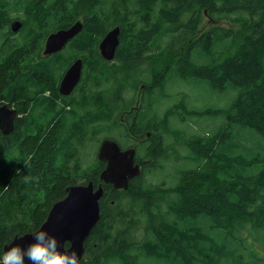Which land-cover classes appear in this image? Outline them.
I'll list each match as a JSON object with an SVG mask.
<instances>
[{"label": "trees", "instance_id": "trees-1", "mask_svg": "<svg viewBox=\"0 0 264 264\" xmlns=\"http://www.w3.org/2000/svg\"><path fill=\"white\" fill-rule=\"evenodd\" d=\"M5 3L0 4V16L16 8L18 0ZM25 6L32 26L22 43L9 41L0 46V105L9 100L11 106L15 71L32 69L22 63L32 66V57L41 53L47 36L73 25L82 12L87 17L76 36L84 40L78 44L76 57L83 62L86 55L97 54L92 61L102 65L99 42L112 27L120 26L117 61L125 67L121 72L100 69L92 73L94 82H89L83 94L88 101L97 93L96 82L109 75L115 82L122 78L123 91L128 84L124 77H130L138 88L142 82L138 71H128L147 60L160 63L162 69L157 64L152 66L155 71L149 69L145 91L150 84L154 89L169 74H176L188 84L202 78L214 91L234 89L238 94L225 110L196 111L197 115H223L225 121L218 131L187 142L185 159L194 166L181 169L175 185L146 179V171L165 154L164 136L162 147L142 175L133 178L127 189H118L101 180L104 161L92 159L97 166L94 173L82 167L93 158L97 139L100 143L97 127L111 123V117L63 116L49 125L43 111L33 115L28 104L36 98H27L30 89L48 83L43 77L45 69L37 68L40 78L29 77L18 91L29 106L20 99L24 108L19 111L28 114L18 119L13 135L0 137V257L14 237L41 227L53 204L67 196L69 186L91 178L104 183L101 218L85 241L79 264H234L238 257L243 261L241 250L250 249L249 235L243 236L248 222H264V0H34ZM202 16L216 24L199 28ZM11 17L8 21L0 17V39ZM228 20L240 23V29L224 26ZM216 50L220 58L225 57L214 58ZM207 55L212 61L202 62ZM157 95L146 94L150 104L145 109V124L157 120L156 112L150 110ZM116 112L114 107L109 113ZM89 118L94 119L81 125L80 121ZM163 129L172 132L170 127Z\"/></svg>", "mask_w": 264, "mask_h": 264}, {"label": "rangeland", "instance_id": "rangeland-1", "mask_svg": "<svg viewBox=\"0 0 264 264\" xmlns=\"http://www.w3.org/2000/svg\"><path fill=\"white\" fill-rule=\"evenodd\" d=\"M5 1L6 0H0V4L5 5L6 4ZM10 1L16 2V0H10ZM28 1H34V0H18V5L16 8L12 10H7L10 13L6 11V14L1 15L4 16V18L7 21H8V15L12 16L10 21L16 18H19L20 20L22 19L25 22V25L20 30L13 32L10 29V23H9V25L7 26V30H5V36L0 39V46L4 42H9V41L13 45H16V43H22L23 39L26 36V33L29 31L30 27L32 26V22H31L32 19L30 15L26 13L25 4ZM89 1H93V0H89ZM98 7L99 9H101L100 6ZM83 13L84 12L80 13L82 15L78 20L85 22L87 16H85ZM188 16L189 15L184 16L182 19L186 20ZM211 24L215 25L216 22L210 23V20H208L207 16H202V22L199 24V28L202 27V29H207V28L210 29L209 26ZM223 24L226 27H232L233 30L235 31L239 30L241 26L240 23H236L230 20L223 21ZM114 36H116V33L113 34V37ZM83 40L78 38V36H75L72 39V41H70L67 44V49L65 50L63 49L62 51H59V53L56 56L47 57L46 60L38 59L34 61L37 67L42 68V70L44 69V65H46L45 64L46 61L47 66L43 73L47 77L46 80L48 81V83L46 84L47 85L46 87L40 85L38 87L34 86V88L30 89L32 93H29L30 94L29 97H34L38 101L37 105L35 101H33L31 105L28 104L32 108L31 112L33 113V115L38 114L39 111H43V115H45L46 109L43 106V100H45L46 104L49 106V110L55 111V113H53V116L59 117L62 114H64V116L66 115L65 112L62 111L61 109V107L63 106V101L61 102V101L53 100V95L55 93L54 91L52 92V85L56 82L60 72L67 66L69 61L70 63L73 62L74 60L73 56L77 54L79 48L78 44H81ZM220 56L221 53L216 50L214 58H217L219 60ZM224 57L225 56H223L220 59H223ZM193 61L194 62L196 61L195 57L193 58ZM211 61H212V57L208 55L204 56L202 59V62L204 63H210ZM26 64L28 63L23 62L22 66L27 67ZM156 64L158 69L161 70L162 66L160 63L158 64L156 61L147 60L146 62L140 65L133 66L128 71L130 74L131 73L134 74L135 71H138L137 76L142 81L138 86V90L135 91L133 94V98L135 100L137 93L140 92V88H139L140 85L146 84L144 79L146 78L147 80H150L149 76H147L148 74H150L149 69L152 70V66ZM66 69L64 70V72L66 71ZM141 71L144 72L141 73ZM152 71H155V69H153ZM24 72H26V70ZM26 75L27 73L20 76V79L23 80ZM128 81H131V79H128ZM131 86L133 87V84ZM47 89L50 90L46 91ZM11 92H13V85L11 88ZM141 92L144 93V95H142V101H143V97L146 96V93L158 94L157 99L153 102L156 103V105L150 107V110H153V113L156 112L157 122L160 124V126H162L161 127L162 134L164 132L163 139L165 136V144L163 145V147L165 148V154L163 153L164 155L162 156V158L160 157L161 160L159 159V163L156 162L155 167L154 165H152V169H148L146 171L148 172L146 179L150 182L159 183L162 185H163L162 181L166 180L165 185L168 186L175 185L178 180L177 175L179 171L181 169L193 168L194 166V163L189 162L185 159L186 155L189 153V146L187 142L191 139H194V137L212 134L219 127H221L225 121L223 115H217V116L197 115L196 111H201L206 108L225 110L235 102L237 98L238 90L228 89L224 91H214L213 88L210 86L209 82L204 79L202 80V78H194V80L190 84H188L184 81H181V78L179 76H176V74H169L167 76V80L161 82L156 88L147 91L143 89ZM50 93L52 94L50 95ZM126 93L127 95H129L128 91ZM128 99L129 97L120 96L119 98H116L115 101L116 102L118 101L120 104L124 103V106L127 103V101H128V105H133L132 102L129 103ZM103 100L104 98L102 96L98 97L97 99L98 102H102ZM145 100L147 105L150 104L149 99L146 98ZM7 102L9 103V100ZM141 105L143 110L144 104ZM25 114H28V112H26ZM149 115L152 114L149 113ZM168 123L169 125H167ZM165 126L166 129L167 127L169 129L170 127L172 132H170L168 129H167L168 133L167 131L165 132L163 129V127ZM114 127L115 125L112 126V128ZM97 128L99 129L101 136L105 134H112V135L115 134L107 125L100 126V128L98 126ZM118 130L121 132L122 134L121 137L123 138L124 135L123 127H121ZM98 141L99 139H97L96 141V146ZM124 141L127 142L131 141L129 140V135L126 134V136L124 137ZM90 147L92 150L94 148V144L91 143ZM92 159L94 161L96 157H93ZM82 167H84L83 164ZM153 169H157V170H153ZM224 207L226 209V212L230 211L229 209L230 205L229 207L228 206H224ZM235 217H238V215ZM248 235L249 237H247V240H248V244L250 245V249L246 248L241 250V252L244 253V256L242 257L243 261H241V259L238 257L236 258L234 264H238L242 262L249 264L252 262H264V222L255 224L254 221H249L247 225V229H245V231L243 232L244 237ZM249 253L252 254L251 258L249 257L250 255ZM229 255H230V251H226L225 256L229 257Z\"/></svg>", "mask_w": 264, "mask_h": 264}, {"label": "flooded vegetation", "instance_id": "flooded-vegetation-1", "mask_svg": "<svg viewBox=\"0 0 264 264\" xmlns=\"http://www.w3.org/2000/svg\"><path fill=\"white\" fill-rule=\"evenodd\" d=\"M16 19H19V18H16ZM24 25H25V22H24ZM115 27H117V26H115ZM115 27H112L111 29H113ZM46 39L43 42V48H42L41 53L39 55H34V56L32 55L33 56L32 58H34V61L38 60V59L46 60L47 57L56 56L59 53V51L56 53L50 54V55H45L43 53ZM102 40L103 39H101V41ZM70 41H72V39ZM93 41H94V39H93ZM101 41L99 42V45L97 48V53H100L101 57L104 58V56L101 54V51H100ZM67 44L64 46V48H63L64 50L67 49ZM78 49H80V47ZM118 49L119 48H117L116 54L112 60H108V59L104 58L103 64L100 66H98L97 64H95L92 61L98 57L97 54L86 55V57L83 58V62H82V75H81L80 80L77 82V84L74 87L67 88L65 91H62L61 90L62 83H63V80H64V77H65L67 70L79 59L78 57L76 58V56H78V52H77V54L73 56L74 57L73 62L70 63V61H69L70 64L68 63L67 66L60 72L59 77L57 78L56 82L52 85V92L54 91V93H55L53 95V100H55V101L57 100V101H61V102L63 101V106L61 107V109H62V111L65 112V114L68 113L65 115L67 117L72 116V115H78L80 118H83V116H86V115H88V116H90V115L95 116L96 115L95 118L98 115L110 116L111 118L109 119L108 122H111V123H107V124L102 123V124L109 126L110 129L115 134L114 135H112V134L102 135L100 137V143L97 145L96 148H94L93 154L91 155V157H96L98 159L99 158V149H100L101 143L105 140H113L119 144L121 150H127L129 148H134L136 150L135 163L140 165L141 171H142L145 169V167L148 164L151 163L152 158L154 157V155L158 152V150L163 145V134H162V128H161L162 126H160V124L157 122V120L154 123L145 124L146 118H144V117H145V109H146L147 103L145 100L146 96L143 97V101H142V95H144V93L141 92L144 89L145 84L140 85V87H139L140 92L137 93L136 100H135L133 98V94L135 91L138 90V88L131 86L132 85L131 81H128V79H130V77H124L128 81L127 82L128 84H127V87L125 88V90L123 91V88L120 87L122 84V82H121L122 78L117 79V81L115 82L111 78V76L109 75L106 79H104L102 81L100 80L99 82H96L97 93H96L95 97L93 98V100L88 101L87 96L83 95L84 93H87V91H88L89 82H91V83L94 82V78L92 76V73H94V72L96 73L100 69L102 71L106 70L109 73H111L113 71H120L121 72L125 69L122 62L117 61ZM62 50H60V51H62ZM29 57H31V56H29ZM45 64L46 65H44V69L47 66L46 61H45ZM26 66L29 68L32 67V69H28V71L26 70V72H24L25 70L23 72L18 71V70L15 71L16 75L14 77L15 80L13 82L14 93H13V96H11L12 99L10 98L11 99V101H10L11 106L10 105L9 106L11 109H15L17 111V116L15 118L14 129L8 135H13V132L15 131V127H16V125H18V119L23 118L25 115L24 113H20V111H19V110L24 108V105L18 103V100L24 98V97H21L22 94H20L18 92L21 89L20 87L26 83V81L28 80L29 77L30 78H40V75H41L36 70L38 67L35 64V62H32V66H29V63L26 64ZM65 69H66V71L64 72ZM26 73H27V75L25 76V78L23 80H21L20 76H22ZM43 77H46V76L43 75ZM158 85H159V83H158ZM152 86L153 85L150 84L149 88L151 89ZM48 90H50V89H47L46 91H48ZM127 91L129 93V95H127V93H126ZM51 94L52 93H50V95ZM122 95H123V97H129V99H128L129 103L132 102L133 105H128V101H127V103L124 106V103L120 104L118 101L117 102L115 101L116 98H119ZM100 96H102L104 98V100L102 102L97 101L98 97H100ZM27 98L30 99L29 95L27 96ZM27 98L26 97L24 98L25 106H27V103L25 102V100ZM33 101H35L36 105L38 104L37 99H33L31 102L33 103ZM87 102H90V103H87ZM5 104H8V102L1 104L0 106L5 105ZM141 104H144L143 110H142ZM43 106L46 109L45 117H46L47 123L49 125L56 124L57 122L62 120V118H64L63 117L64 114H62L59 117L53 116V113H55V111L49 110V106L46 104L45 100H43ZM84 106L88 107L89 109H92V111H90L89 109L85 110ZM117 106H120V107H117ZM114 107H117V112L115 113V115H111L109 112ZM118 117H119V119H118ZM92 119H94V118H89V119H86L85 121H80L81 125L91 123ZM98 124H99V122L96 120L95 126H97ZM152 124H153V127L151 126ZM114 125H115V127L112 128V126H114ZM121 127H123V130H124L123 138L121 137L122 136L121 132L118 130ZM145 127H146V129H145ZM126 134L129 135V140H131V141H129V142L124 141V137L126 136ZM8 135L1 134L0 137L8 136ZM150 157H152V158L150 159ZM100 161H102V160H100ZM106 165H107V163L105 162V166ZM84 166H85L84 170H86L87 172L94 173L97 171V169H96L97 166L93 164L92 158L89 161V163H87ZM104 169H105V167H104ZM104 169H102V170H104ZM80 170H82V169H80ZM140 175H142V173ZM140 175H137L136 177H138ZM136 177H134V178H136ZM91 182L93 183V187H94L95 191L100 188L101 184L99 182L94 181L91 178L86 183H74V185H78V184L87 185ZM102 187H103V194H104V183H103ZM103 194L101 197H103ZM238 264H249V263H243L242 262V263H238ZM250 264H264V262H252Z\"/></svg>", "mask_w": 264, "mask_h": 264}, {"label": "water", "instance_id": "water-1", "mask_svg": "<svg viewBox=\"0 0 264 264\" xmlns=\"http://www.w3.org/2000/svg\"><path fill=\"white\" fill-rule=\"evenodd\" d=\"M24 22L14 19L10 22V29L16 32L23 28ZM83 22L78 20L68 28H60L51 32L46 39L45 55L56 53L79 34L83 29ZM121 29L119 26L110 30L100 43L101 54L104 58L112 60L119 45ZM116 36L113 37V34ZM82 74V59H78L65 74L62 91L74 87ZM17 111L11 109L8 104L0 106V135H8L13 131ZM136 150L129 148L121 150L117 142L105 140L99 149V159L107 163L101 174V180L114 185L119 189H127L132 178L142 173L139 164L135 163ZM67 196L55 202L50 209L44 223L37 231L46 230L57 238L60 245L66 241L77 252L78 259L82 258L85 251V241L90 232L101 218L99 200L103 194L102 185L94 190L93 183L87 185H71L67 188ZM35 231V232H37ZM33 233L16 236L5 246V252L13 244H21L27 247L34 242ZM63 251L62 247L60 249ZM29 261H25L27 264ZM30 264V262H29Z\"/></svg>", "mask_w": 264, "mask_h": 264}, {"label": "clouds", "instance_id": "clouds-1", "mask_svg": "<svg viewBox=\"0 0 264 264\" xmlns=\"http://www.w3.org/2000/svg\"><path fill=\"white\" fill-rule=\"evenodd\" d=\"M33 239L27 247L13 244L0 257V264H25L26 259L30 264H79L77 252L70 242L60 245L46 230L34 232Z\"/></svg>", "mask_w": 264, "mask_h": 264}, {"label": "bare ground", "instance_id": "bare-ground-1", "mask_svg": "<svg viewBox=\"0 0 264 264\" xmlns=\"http://www.w3.org/2000/svg\"><path fill=\"white\" fill-rule=\"evenodd\" d=\"M27 264H29V262Z\"/></svg>", "mask_w": 264, "mask_h": 264}]
</instances>
